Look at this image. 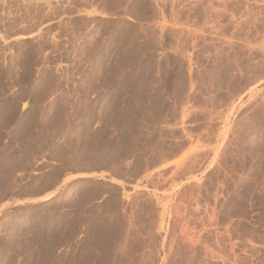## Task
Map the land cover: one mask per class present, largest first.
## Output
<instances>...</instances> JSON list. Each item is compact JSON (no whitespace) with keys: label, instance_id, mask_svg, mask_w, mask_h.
I'll use <instances>...</instances> for the list:
<instances>
[{"label":"rangeland","instance_id":"374dc122","mask_svg":"<svg viewBox=\"0 0 264 264\" xmlns=\"http://www.w3.org/2000/svg\"><path fill=\"white\" fill-rule=\"evenodd\" d=\"M184 258L264 264V0H0V264Z\"/></svg>","mask_w":264,"mask_h":264},{"label":"bare ground","instance_id":"6f19581e","mask_svg":"<svg viewBox=\"0 0 264 264\" xmlns=\"http://www.w3.org/2000/svg\"><path fill=\"white\" fill-rule=\"evenodd\" d=\"M204 251V250H203ZM205 254V253H204ZM187 256V255H186ZM206 256V255H205ZM187 257H189V256H187ZM189 259V258H188ZM191 259V258H190ZM190 259L189 260H187L186 258H184L183 260L184 261H182V263H179V264H197V263H195V262H192V261H190ZM204 261V260H203ZM203 263V262H202ZM204 264V263H203Z\"/></svg>","mask_w":264,"mask_h":264}]
</instances>
